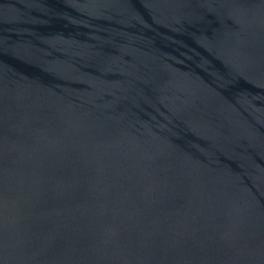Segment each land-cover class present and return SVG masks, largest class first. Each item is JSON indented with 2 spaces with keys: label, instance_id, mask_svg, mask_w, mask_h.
Returning <instances> with one entry per match:
<instances>
[{
  "label": "water",
  "instance_id": "water-1",
  "mask_svg": "<svg viewBox=\"0 0 264 264\" xmlns=\"http://www.w3.org/2000/svg\"><path fill=\"white\" fill-rule=\"evenodd\" d=\"M0 264H264V0H0Z\"/></svg>",
  "mask_w": 264,
  "mask_h": 264
}]
</instances>
